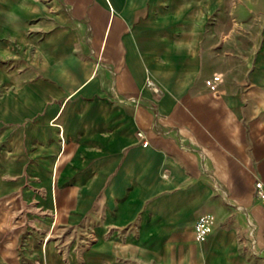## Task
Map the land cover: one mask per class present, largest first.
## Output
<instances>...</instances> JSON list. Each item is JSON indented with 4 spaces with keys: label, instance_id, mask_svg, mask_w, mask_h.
Segmentation results:
<instances>
[{
    "label": "crops",
    "instance_id": "obj_1",
    "mask_svg": "<svg viewBox=\"0 0 264 264\" xmlns=\"http://www.w3.org/2000/svg\"><path fill=\"white\" fill-rule=\"evenodd\" d=\"M234 10L242 51L225 0H0V264H264V5Z\"/></svg>",
    "mask_w": 264,
    "mask_h": 264
},
{
    "label": "rangeland",
    "instance_id": "obj_2",
    "mask_svg": "<svg viewBox=\"0 0 264 264\" xmlns=\"http://www.w3.org/2000/svg\"><path fill=\"white\" fill-rule=\"evenodd\" d=\"M226 2H230L231 4V19H232V27L230 28L232 35L239 37L240 42L236 45L238 46V50L242 51L246 49V47H249L250 38L251 35H253V29L254 27L247 25L245 26L242 24L239 20L246 18L242 14H239L238 11H235L234 8L238 6L240 3H257L264 5V0H225ZM250 24V23H249ZM0 76H2V73H0ZM108 230L107 227H105V231ZM104 233V230L101 232ZM96 234L91 233L87 236V244L93 243L96 239Z\"/></svg>",
    "mask_w": 264,
    "mask_h": 264
},
{
    "label": "built area",
    "instance_id": "obj_3",
    "mask_svg": "<svg viewBox=\"0 0 264 264\" xmlns=\"http://www.w3.org/2000/svg\"><path fill=\"white\" fill-rule=\"evenodd\" d=\"M146 82L149 86L153 88L154 91L156 92L159 91L158 86L154 84L151 79L148 78ZM138 135H140L139 132H138ZM258 194L262 199H264V190H261V188H258ZM212 220H213L212 215L207 214V215L201 216L195 221L193 225V231H194V235L196 238H203L208 234L211 228Z\"/></svg>",
    "mask_w": 264,
    "mask_h": 264
}]
</instances>
